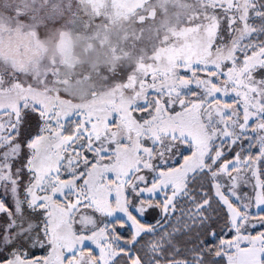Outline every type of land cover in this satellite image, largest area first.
Instances as JSON below:
<instances>
[{
	"label": "snow or ice",
	"instance_id": "6c2138e0",
	"mask_svg": "<svg viewBox=\"0 0 264 264\" xmlns=\"http://www.w3.org/2000/svg\"><path fill=\"white\" fill-rule=\"evenodd\" d=\"M0 264H264V0H0Z\"/></svg>",
	"mask_w": 264,
	"mask_h": 264
}]
</instances>
